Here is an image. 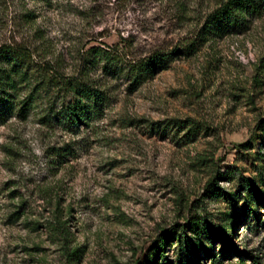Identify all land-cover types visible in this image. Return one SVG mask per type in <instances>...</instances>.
I'll return each mask as SVG.
<instances>
[{"label": "rangeland", "instance_id": "1", "mask_svg": "<svg viewBox=\"0 0 264 264\" xmlns=\"http://www.w3.org/2000/svg\"><path fill=\"white\" fill-rule=\"evenodd\" d=\"M179 1L0 0V46L77 76L90 46L124 39L141 57L193 37L215 0H185L184 12ZM33 69L12 99L33 102L0 119V264H264V204L244 189L264 192V16L133 91L105 79L113 101L74 133L50 117L53 93ZM172 118L206 129L186 139L145 126ZM214 177L218 195L204 190Z\"/></svg>", "mask_w": 264, "mask_h": 264}, {"label": "trees", "instance_id": "2", "mask_svg": "<svg viewBox=\"0 0 264 264\" xmlns=\"http://www.w3.org/2000/svg\"><path fill=\"white\" fill-rule=\"evenodd\" d=\"M185 0L179 1V10L184 12ZM264 16V0H215L214 6L204 15L201 25L193 37L187 38L181 45L170 51H153L141 57H129V45L126 40L120 39L110 49L100 46H90L81 54L82 67L77 76H63L52 74L51 66H40L30 61L28 50H20L9 46H0V119L15 108L17 114L23 116L33 102L28 95L16 103L12 101L14 93L21 87L20 83L33 75V66L43 72L40 80L34 79L40 86L53 93L52 110L50 117L60 124L63 129L75 132L80 126H87L95 119L102 117L112 100L109 94L112 81L121 78L126 81L130 91L137 89L141 84L152 78L157 72L168 68L170 62L179 56H190L203 42L231 34H242L249 29L253 20ZM32 63L33 66H31ZM99 70L104 78L94 79L89 73ZM105 79L108 82H105ZM127 126L135 125L133 119H123ZM139 123H144L139 120ZM264 124V121H262ZM148 131L165 132L168 130L184 131L186 139L194 138L206 126L191 118H172L165 121H145ZM215 178L205 185L204 190L218 195ZM244 189L253 192L255 203L264 204V192L253 184H245ZM214 235L220 242L226 243L234 249L227 232L212 228ZM157 243L156 248L162 247L164 241L174 236L172 231H166ZM236 250V249H234ZM238 252V251H236ZM151 255H148L141 264H149Z\"/></svg>", "mask_w": 264, "mask_h": 264}]
</instances>
